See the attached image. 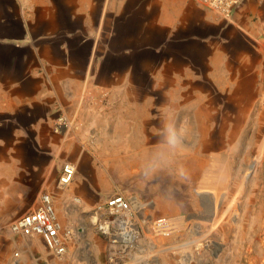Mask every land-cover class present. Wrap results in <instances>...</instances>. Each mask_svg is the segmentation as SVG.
Returning <instances> with one entry per match:
<instances>
[{"label": "rangeland", "instance_id": "1", "mask_svg": "<svg viewBox=\"0 0 264 264\" xmlns=\"http://www.w3.org/2000/svg\"><path fill=\"white\" fill-rule=\"evenodd\" d=\"M84 1L35 45L0 43V264H133L85 214L120 192L166 220L144 229L150 260L264 264V0L229 19L191 0ZM67 160L89 247L57 257L8 226Z\"/></svg>", "mask_w": 264, "mask_h": 264}, {"label": "built area", "instance_id": "2", "mask_svg": "<svg viewBox=\"0 0 264 264\" xmlns=\"http://www.w3.org/2000/svg\"><path fill=\"white\" fill-rule=\"evenodd\" d=\"M194 1L221 18L229 19L244 0ZM75 171L74 163L70 161L62 163L56 188L67 193ZM68 198L81 208V199L78 196L70 194ZM143 213V202L133 193H116L85 211L92 228L104 239L122 246L133 264H159L147 258L148 250L141 244V239L147 226L156 235L162 233L166 220L158 218L149 222L144 219ZM8 228L13 235L22 238L41 236L48 245V252L57 257L70 254L69 250L75 244H78L77 249L81 252L89 247L85 226L80 221L63 223L57 215L52 196L47 191L40 192L38 205L13 219ZM19 254V250L14 252L15 256ZM33 259L37 261L38 257Z\"/></svg>", "mask_w": 264, "mask_h": 264}, {"label": "crops", "instance_id": "3", "mask_svg": "<svg viewBox=\"0 0 264 264\" xmlns=\"http://www.w3.org/2000/svg\"><path fill=\"white\" fill-rule=\"evenodd\" d=\"M72 1H75L77 5L80 4V6L82 7L81 13H83L84 6L87 5V2L84 0H72ZM246 1L247 0L243 1L242 3L243 7L241 8V10H245V12L246 10H248V7H249L248 2ZM191 2L196 6L197 4H199L195 2L194 0H191ZM68 3H69V0H0V43L13 44V45H25V44L35 45L37 37L44 38V36L42 35H45V31H50L52 29L51 22L53 20V16L59 15L60 13H62V11L63 12L67 11ZM241 5L239 7H241ZM239 7H237L236 9H238ZM209 11L212 12L211 10ZM67 161H70V160H67ZM70 162L74 163L73 161H70ZM58 174H57V177H58ZM42 191H47L48 193L51 194L57 215L63 223H68V222L76 223L81 219V216L83 214L81 212L83 211L82 201L83 202L86 201L85 196L87 194L80 187L76 186V193H69V192L63 193L62 191L56 188V184H55V186L51 188H45L41 190L40 192ZM120 193H132V192H120ZM70 194L76 195L81 199V208H78L76 204L68 200L69 199L68 197ZM60 199L61 200L63 199V202L67 203L66 209H65L66 213L64 217H63L61 210L59 211V208L57 206V203ZM102 201L104 200H97L94 205ZM36 206L30 209H33ZM19 215H17L16 217H18ZM16 217H14L13 219H15ZM9 233L13 237L18 239L20 243H23V244H28V242H34V241H38L39 239H42L41 236H35L32 238H22V237L13 235L10 231ZM14 250L20 251L19 257H22V255H24V257L27 258L28 253H32L31 251H28V249L24 250L23 248L17 245L15 246Z\"/></svg>", "mask_w": 264, "mask_h": 264}, {"label": "bare ground", "instance_id": "4", "mask_svg": "<svg viewBox=\"0 0 264 264\" xmlns=\"http://www.w3.org/2000/svg\"><path fill=\"white\" fill-rule=\"evenodd\" d=\"M0 163H1V162H0ZM0 168H1V167H0ZM4 168H5V167H4ZM1 169H2V168H1ZM2 170H3V169H2ZM2 170H1V171H2ZM7 173H8V172H7Z\"/></svg>", "mask_w": 264, "mask_h": 264}]
</instances>
